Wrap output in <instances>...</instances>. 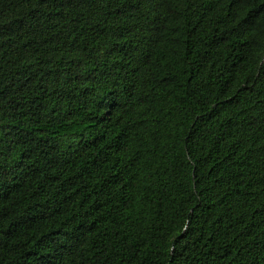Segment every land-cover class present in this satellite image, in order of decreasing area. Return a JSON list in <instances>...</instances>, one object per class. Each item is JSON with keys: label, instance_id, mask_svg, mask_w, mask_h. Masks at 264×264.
I'll list each match as a JSON object with an SVG mask.
<instances>
[{"label": "trees", "instance_id": "obj_1", "mask_svg": "<svg viewBox=\"0 0 264 264\" xmlns=\"http://www.w3.org/2000/svg\"><path fill=\"white\" fill-rule=\"evenodd\" d=\"M0 264H264V0H0Z\"/></svg>", "mask_w": 264, "mask_h": 264}]
</instances>
